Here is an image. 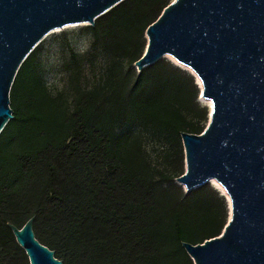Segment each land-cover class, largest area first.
Here are the masks:
<instances>
[{"label": "trees", "instance_id": "obj_1", "mask_svg": "<svg viewBox=\"0 0 264 264\" xmlns=\"http://www.w3.org/2000/svg\"><path fill=\"white\" fill-rule=\"evenodd\" d=\"M173 1L125 0L79 28L91 42L82 54L66 42L61 89L45 82L37 48L18 70L0 134V264H29L9 225L31 218L62 264H193L183 244L223 232L225 197L176 183L181 134L209 121L195 78L165 59L134 67Z\"/></svg>", "mask_w": 264, "mask_h": 264}, {"label": "water", "instance_id": "obj_2", "mask_svg": "<svg viewBox=\"0 0 264 264\" xmlns=\"http://www.w3.org/2000/svg\"><path fill=\"white\" fill-rule=\"evenodd\" d=\"M125 0H0V134L13 119L18 70L55 30L93 26ZM137 72L170 57L210 103L200 135L181 134L186 193L216 183L229 220L219 237L183 244L193 264H264V0H174L145 33ZM31 218L9 225L29 264H62L41 245Z\"/></svg>", "mask_w": 264, "mask_h": 264}, {"label": "rangeland", "instance_id": "obj_3", "mask_svg": "<svg viewBox=\"0 0 264 264\" xmlns=\"http://www.w3.org/2000/svg\"><path fill=\"white\" fill-rule=\"evenodd\" d=\"M81 27L80 25L67 26L62 30H55L47 35L37 47V58L40 62L44 80L55 91L63 87L65 80L64 75L60 73V66L68 57L66 42H69L73 50L78 54L86 52L89 48L91 39L88 36L79 35L77 31ZM62 35H67V38ZM165 60L172 62L170 57H166ZM198 102L204 106L208 105L200 97ZM209 185L218 191L214 183H210Z\"/></svg>", "mask_w": 264, "mask_h": 264}, {"label": "bare ground", "instance_id": "obj_4", "mask_svg": "<svg viewBox=\"0 0 264 264\" xmlns=\"http://www.w3.org/2000/svg\"><path fill=\"white\" fill-rule=\"evenodd\" d=\"M206 103H208V105L210 106V103L209 102H206ZM214 185L217 187V189H218V191L220 193L224 194V191L222 190V188L218 184L214 183Z\"/></svg>", "mask_w": 264, "mask_h": 264}]
</instances>
